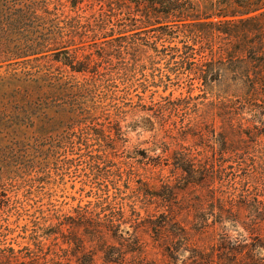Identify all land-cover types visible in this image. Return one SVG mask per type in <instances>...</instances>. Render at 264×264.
<instances>
[{
	"label": "rangeland",
	"instance_id": "374dc122",
	"mask_svg": "<svg viewBox=\"0 0 264 264\" xmlns=\"http://www.w3.org/2000/svg\"><path fill=\"white\" fill-rule=\"evenodd\" d=\"M73 1L0 0V10L50 14L54 32L81 21L69 55L103 57L87 73L66 66L67 54L0 61V264H199V253L238 246L264 258V224L243 228L264 211V188L247 183L262 166L264 106L239 100L240 71L224 60L207 87L192 71L202 56L183 60L235 42L210 27L197 38L182 22L146 27L138 0ZM28 19L0 42L44 29ZM179 158L205 178L191 183ZM91 210L99 224L81 219ZM109 220L126 242L108 234Z\"/></svg>",
	"mask_w": 264,
	"mask_h": 264
},
{
	"label": "trees",
	"instance_id": "16d2710c",
	"mask_svg": "<svg viewBox=\"0 0 264 264\" xmlns=\"http://www.w3.org/2000/svg\"><path fill=\"white\" fill-rule=\"evenodd\" d=\"M81 2V0L73 1L74 5ZM133 3L137 15L140 17L138 21L146 27L163 30L182 22L186 28L195 30L190 33L197 38L201 28L210 27L214 30L211 37H225L235 42V44L229 45L221 44L219 48L215 46L206 48L205 45H202L195 54L184 53L183 60H195L196 55L202 56L203 59L198 60L199 63H196V68L192 71L200 75L206 87L209 82L220 81L219 72H215V69L219 68L213 66V62L218 58L224 60L226 67L237 69V72L240 71V74L233 80L236 82L234 83L235 90H241L239 100L245 101L253 107L262 108L264 106V0H138ZM28 17L41 19L44 22V29L40 32L35 28H28L27 33L19 34L22 38L14 44L8 42L7 39L0 42V61L29 63L47 58L49 53L67 54L64 63L66 66L74 72L87 73L92 65H96L99 60L103 59L100 56L99 60H96L90 54L81 60L78 52L69 55V44L74 38L82 35L81 21L67 19L63 23L69 32L63 33L64 27H60V31L54 32L58 28L57 20L53 19L50 14L39 12L37 9L26 11L15 7L11 12L0 10V34H6V31H18L19 27L27 26L30 21ZM205 36L209 37V35ZM261 159L262 166L247 182L252 184L253 189L257 191L264 188V154ZM178 161L180 162L177 164L178 169L188 176L191 183L198 184V181L205 178L204 174L200 173L196 167L194 158H179ZM200 163V167L204 171L205 165L202 166L203 163ZM246 201L251 200L246 198ZM95 212L96 210H91L81 214L80 217L85 223L99 224L94 218L97 214ZM248 219L250 226L244 225L243 228L255 235L258 231L255 227L260 226L261 228L264 224V211L251 212ZM109 222L112 226L98 225V228L93 229L94 233L101 234L100 229L107 228L108 234L112 233L113 238L123 243L126 242L128 238L121 228L117 229L113 220H109ZM135 245L137 246L135 249L139 250V245L137 243ZM256 247L260 251H264V244H259ZM245 249L244 246L218 248L211 253H199L194 260L199 264H264L263 257L255 254L253 250L247 252ZM137 250L131 251L136 253ZM32 261L34 260L32 259ZM16 264H29V262L19 263L17 261Z\"/></svg>",
	"mask_w": 264,
	"mask_h": 264
}]
</instances>
